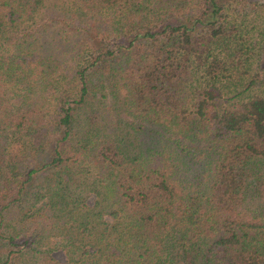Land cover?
Segmentation results:
<instances>
[{"label": "trees", "instance_id": "16d2710c", "mask_svg": "<svg viewBox=\"0 0 264 264\" xmlns=\"http://www.w3.org/2000/svg\"><path fill=\"white\" fill-rule=\"evenodd\" d=\"M0 264H264V1L0 0Z\"/></svg>", "mask_w": 264, "mask_h": 264}, {"label": "rangeland", "instance_id": "374dc122", "mask_svg": "<svg viewBox=\"0 0 264 264\" xmlns=\"http://www.w3.org/2000/svg\"><path fill=\"white\" fill-rule=\"evenodd\" d=\"M264 1V0H262ZM53 253L58 257V258H62L63 255H62V252L60 250H54Z\"/></svg>", "mask_w": 264, "mask_h": 264}]
</instances>
